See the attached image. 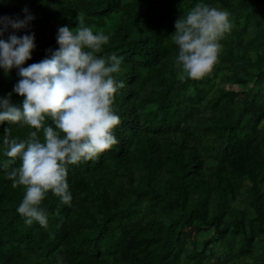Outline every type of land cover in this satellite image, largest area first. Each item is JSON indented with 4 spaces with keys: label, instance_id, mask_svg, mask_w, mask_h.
<instances>
[{
    "label": "trees",
    "instance_id": "obj_1",
    "mask_svg": "<svg viewBox=\"0 0 264 264\" xmlns=\"http://www.w3.org/2000/svg\"><path fill=\"white\" fill-rule=\"evenodd\" d=\"M196 2L0 0L1 15L22 17L25 5L35 13L31 28L10 29L36 33L26 64L58 47V27L83 13L111 34L99 54L123 57L113 75L125 82L114 102L118 143L69 166L73 201L50 190L47 227L24 222V186L0 168V264H56L58 255L67 264H264V0H208L231 12L232 30L211 71L181 80L171 36ZM16 73L0 69V94ZM6 127L21 138L30 130L4 121L0 139Z\"/></svg>",
    "mask_w": 264,
    "mask_h": 264
},
{
    "label": "clouds",
    "instance_id": "obj_2",
    "mask_svg": "<svg viewBox=\"0 0 264 264\" xmlns=\"http://www.w3.org/2000/svg\"><path fill=\"white\" fill-rule=\"evenodd\" d=\"M21 11L22 17L0 15V69L10 74L15 68L19 77L11 91L0 94V124H26L30 130L21 138L11 134V127L5 128L0 157L7 159L0 158V168L13 186H24L16 207L24 222L47 227L49 217L42 202L49 191L63 204L73 201L69 166L95 159L118 143L115 129L121 117L114 102L125 82L113 74L121 70L123 57L99 54L111 34L95 29L79 13L78 24L58 27V47L26 64L37 47L36 33L21 35L10 29L31 28L35 13L28 5ZM231 15L208 0H197L175 21L171 38L178 49L174 63L181 80L198 79L212 70L223 47L221 40L232 30ZM13 93L22 99L14 101ZM56 264L67 262L58 255Z\"/></svg>",
    "mask_w": 264,
    "mask_h": 264
},
{
    "label": "rangeland",
    "instance_id": "obj_3",
    "mask_svg": "<svg viewBox=\"0 0 264 264\" xmlns=\"http://www.w3.org/2000/svg\"><path fill=\"white\" fill-rule=\"evenodd\" d=\"M1 15V14H0ZM51 29L49 30V31H45V34H47V35H49V34H51L52 32H53V30H54V27L53 26H51L50 27ZM235 88H237V86H234ZM242 97V94H240L239 92L237 93V95H236V97L234 98V100L235 101H238V100H240V98ZM225 107H228V106H230L231 105V100H230V98H228V99H226V101L224 102V104H223ZM187 238H186V240L189 238H192V233L189 231L188 232V235L186 236Z\"/></svg>",
    "mask_w": 264,
    "mask_h": 264
}]
</instances>
